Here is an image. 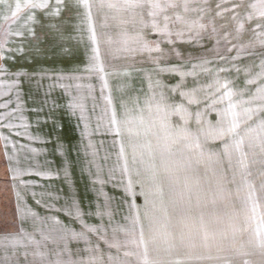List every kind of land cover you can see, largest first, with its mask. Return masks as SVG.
<instances>
[{
	"label": "rangeland",
	"instance_id": "1",
	"mask_svg": "<svg viewBox=\"0 0 264 264\" xmlns=\"http://www.w3.org/2000/svg\"><path fill=\"white\" fill-rule=\"evenodd\" d=\"M29 2L0 0V44L5 45L0 66H7L0 76V112L9 114L3 123L12 120L22 131L18 117L23 115L28 131L40 137L30 140L0 128L10 137L7 152L20 172L13 187L0 136V235L13 230L14 215L19 223V190L27 193L25 203L37 217L47 214L38 225L45 230L59 227L53 216L67 222L60 206L73 197L84 212L99 205L103 219L91 217V222L102 223L107 240L97 248L92 234L89 244L71 241V251L51 240L39 246L22 242L0 248V259L7 252L12 264H113L116 259L264 264V110L257 107L264 100L256 91L264 86L257 78L264 44L255 36L261 29L253 27L264 25V0H31L44 7ZM200 25L206 26L202 44L188 39ZM205 59L208 63L197 64L192 75L193 63ZM168 64L180 69L172 71ZM16 79L22 81L23 104L12 113L18 86L9 82ZM229 90L230 97L219 98ZM39 106L42 112L31 111ZM244 109L252 110V118L238 129L244 137L241 163L240 152L233 149L229 158L223 147L232 137L215 139L209 121L212 128L218 121L227 127L233 112L244 118ZM38 115L48 119L37 126ZM57 136L68 152L49 151ZM69 160L65 175L61 162ZM48 171L59 174L38 175ZM33 192L44 193L50 207L36 205ZM33 219L26 221L29 232ZM71 226L82 227L78 220Z\"/></svg>",
	"mask_w": 264,
	"mask_h": 264
},
{
	"label": "snow or ice",
	"instance_id": "2",
	"mask_svg": "<svg viewBox=\"0 0 264 264\" xmlns=\"http://www.w3.org/2000/svg\"><path fill=\"white\" fill-rule=\"evenodd\" d=\"M203 2L206 4L207 0H203ZM30 4H33L36 7H44L43 4L40 3H31V0L29 2ZM234 8H239V4L233 5ZM235 15V13H234ZM31 20L34 19L33 17H30ZM27 23V22H26ZM240 23L242 24L243 21H240ZM254 28L257 29H261L260 31H257L255 33V36L257 37L258 41L261 44H264V25H262L261 23H256L253 25ZM159 30V29H158ZM29 34L32 36H35V32L32 28H28ZM189 33L193 32L192 28H189L187 30ZM203 31H206V26L205 25H200L194 34L188 36V39L190 40H194L197 43H203ZM215 28H213V32H215ZM17 35H23V33L21 32H17ZM224 36L227 37L229 39V45L231 48H236V44L231 43L232 39H234L233 37L230 36V34L228 32L224 33ZM181 38H183V35H180ZM219 37V36H217ZM168 42L169 43H175L171 38H168ZM249 44L251 42H248ZM5 45L0 44V48L4 47ZM241 48L244 47L243 44L240 45ZM157 48H159V44L157 45ZM18 51H23V48H19L17 49ZM173 53H175V55L177 57H181L182 58V54L180 53V51L178 49H172L171 50ZM216 59L219 60H224L227 59V57L224 56H220L217 55L215 57ZM189 59H192V56H189ZM232 59L234 60L235 57H232ZM208 60H202V61H197L196 63H193V72L192 75H195V69L197 67V64H207ZM88 67H91V65H88ZM166 67L172 71H178L180 69L179 65L176 64H168L166 65ZM0 68L4 69V70H0V76L6 75L7 72L5 71L7 69L6 65L0 66ZM259 73L257 78L259 79H264V57H262L260 59V63H259ZM203 71H207V69H202ZM227 69H218V71H226ZM237 71L239 72V68H237ZM245 71H249L248 68L245 69ZM43 74V73H42ZM17 75H19V73H17ZM27 75V73H26ZM59 75L61 77L64 76V73H59L56 74ZM70 75H74V74H70ZM180 75L181 76H185L186 73L184 71H180ZM4 83L3 80H0V84ZM9 83L15 84L17 85V99H16V103H17V108H13L10 111L12 113H16V112H20L22 111V108L20 107L23 104V101L20 99V93L22 92V88L19 87V85L22 84V81L19 79L10 81ZM183 83L182 81L177 82L175 87H179V85ZM217 83H219V79L217 80ZM228 82L225 80L224 84L222 85V87H227ZM63 87L67 88V85H63ZM51 88V84L49 86V90ZM193 91H195L193 89ZM243 91V90H242ZM257 95L259 96V98L261 100H264V86L258 87L257 88ZM232 92L231 90H229L226 93H223L219 98L223 99L224 96H231ZM253 99L255 97H252ZM45 103H48L47 100H45ZM53 106H56V102L53 100L51 101ZM70 105L75 108V107H81L82 109V105L76 104L73 101L69 102ZM206 107H209L208 105H206ZM229 109L234 108V105L232 103H229ZM257 107L261 110H264V103L257 105ZM31 111L34 112H42L43 111V106H39V107H35L32 108ZM8 113L5 112H0V128L3 127H7L10 131H14L16 133V135H20V136H27L30 140H36L39 139L40 137L37 135H32L29 131H28V127L29 125L26 123L27 121V117L20 115L18 117L19 121L23 122V130L22 131H17V124L14 123L12 120H7V123H3V121H5L8 117ZM199 115V113H198ZM233 116V120L230 122V124L225 127L223 126L219 121L217 122V126L215 128H212V122L209 121V124L211 125V130L214 131L215 135L214 138L215 139H224L226 137L231 136V143H225L223 145L225 152L227 153L228 157L231 158V153L232 150L234 149L237 152H240L241 154V163H243V157L245 155V153L243 152V140L244 137L240 136L238 133V129H239V125H241L242 123H244L245 120H249L252 118V110L251 109H244V113H243V119H238V117L240 116L239 113L233 112L232 113ZM36 123L37 126L39 125L41 120H46L48 119V117H42V116H36ZM62 126V125H59ZM260 127L262 130H264V118L261 119L260 121ZM0 136H3V133H0ZM4 140H5V155L8 157V167L10 169V171L12 172V177H11V184L13 187L16 186V177L17 175L20 174L19 170L15 167L12 166L11 164V160L13 159V157L11 155L8 154L7 152V142L10 140L9 136H3ZM45 140L48 139H52V137L50 136H45L44 137ZM55 144L53 145V147L51 149H49L50 152H52L53 154H55L58 151H64L65 153L68 152V147L67 144L65 142H62L60 137L57 136L55 138ZM13 148H15V142H13ZM72 149L79 152V149L76 147V145H72ZM33 151H40L39 149H35L33 148ZM93 152H95V150H93ZM71 161H62L61 162V166L63 168L64 174L67 175L68 173V167L70 166ZM82 170H85L84 168H82ZM28 171L31 173L32 169H28ZM59 171L56 172H52V171H48V172H39L38 175L40 176H54V175H58ZM99 177H94V179H97ZM19 183H25L24 181H19ZM101 183L103 184L104 181L101 180ZM27 195V193H22V191H17L16 192V212L19 215V223H16V216H13V223L11 225H9L10 228H12V231H7L5 233H3L2 235H0V248H8L9 246H15L17 243H22V242H30L32 244H35L37 246H39L43 240H51L53 241V243L56 244H63L65 246V248L68 251H71V248L69 247V244L71 241L75 240V241H80L83 240L85 241L86 244L91 243L92 241V234H95V237L97 239V243H95V247L99 248L100 241H106L107 237H106V230H104L102 232V223L101 224H96V223H92L91 222V217H100L101 220L103 219L104 216V212L101 210V207L98 205L97 208L95 210L93 209H89L87 212H84L81 209V206L79 205V203L76 201V199L73 197L71 198V202L70 203H65L64 205L60 206V210L68 217L67 222H63L60 220L59 216H53L51 217V219L55 220L57 222V224L59 225V227L56 228H49L47 230H45L43 227L38 226V225H43L46 222L47 214H45L44 216H36L35 210L27 205L25 203V196ZM43 195L44 193H36L33 192L32 196L34 197V203L38 206L40 205H44L45 207H50V204H48L47 202L44 201L43 199ZM39 197V198H36ZM68 198H66L67 200ZM106 199H108L107 195H106ZM147 202V201H146ZM107 207V205L105 206ZM107 215L109 216V218H111L112 216V212L111 210H109L107 212ZM138 215V213H137ZM85 216H88L89 219H85ZM29 217H34L33 221H32V231L29 232L26 226V221L29 219ZM79 221V223L82 225V227L79 230H76L75 228H73L71 225L73 223H75L76 221ZM40 233L42 236V240H36L35 235L33 233ZM118 246V245H117ZM27 254V252L25 253ZM38 255H44V253H38ZM8 257V253L5 252V259H0V264H12V261L10 259H7ZM113 264H124L123 261H120L119 259H116L113 261Z\"/></svg>",
	"mask_w": 264,
	"mask_h": 264
},
{
	"label": "bare ground",
	"instance_id": "3",
	"mask_svg": "<svg viewBox=\"0 0 264 264\" xmlns=\"http://www.w3.org/2000/svg\"><path fill=\"white\" fill-rule=\"evenodd\" d=\"M143 259H145V258H143Z\"/></svg>",
	"mask_w": 264,
	"mask_h": 264
}]
</instances>
